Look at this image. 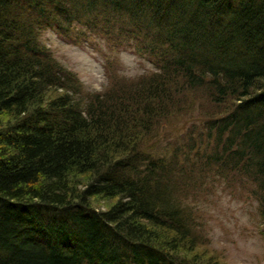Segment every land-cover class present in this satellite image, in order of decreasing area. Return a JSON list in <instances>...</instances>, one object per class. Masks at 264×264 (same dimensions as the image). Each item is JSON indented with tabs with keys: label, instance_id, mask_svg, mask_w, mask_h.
<instances>
[{
	"label": "trees",
	"instance_id": "trees-1",
	"mask_svg": "<svg viewBox=\"0 0 264 264\" xmlns=\"http://www.w3.org/2000/svg\"><path fill=\"white\" fill-rule=\"evenodd\" d=\"M52 29L159 68L86 92L43 42ZM201 90L229 105L170 154L148 144ZM210 168L248 182L264 218V0H0V264H213L184 207Z\"/></svg>",
	"mask_w": 264,
	"mask_h": 264
},
{
	"label": "rangeland",
	"instance_id": "rangeland-1",
	"mask_svg": "<svg viewBox=\"0 0 264 264\" xmlns=\"http://www.w3.org/2000/svg\"><path fill=\"white\" fill-rule=\"evenodd\" d=\"M85 39L61 35L53 30L42 33L43 42L63 66L77 74L86 92L107 90L112 79L138 80L156 71L150 59L138 54L129 43L122 44L120 54L116 55L108 52L101 36L92 35ZM111 65L114 74L108 77L107 69ZM228 105L212 106L208 103L206 91L201 90L196 105L179 117L165 121L159 134L150 138L148 144L156 145L165 155L170 154L169 146L175 148L197 139L200 129H204L206 115L223 112ZM196 146L197 149L190 151L192 163L202 150L200 145ZM213 172L212 168L207 172L210 173L207 189H189L184 201L185 208L190 206L195 211L193 218L201 226L198 256L204 254L205 262L213 264H264V218L256 208L260 205L257 196L252 194L248 182L237 187L230 180L216 177ZM78 178L80 180H75V185L83 187L86 176ZM204 191H207L206 195ZM116 199L94 196L93 203L105 210ZM167 200L172 206L177 205L172 196ZM189 214L188 220L192 217ZM188 222L186 225L190 228Z\"/></svg>",
	"mask_w": 264,
	"mask_h": 264
}]
</instances>
